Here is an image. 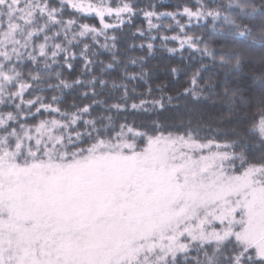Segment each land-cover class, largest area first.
Listing matches in <instances>:
<instances>
[{
	"label": "snow or ice",
	"instance_id": "snow-or-ice-1",
	"mask_svg": "<svg viewBox=\"0 0 264 264\" xmlns=\"http://www.w3.org/2000/svg\"><path fill=\"white\" fill-rule=\"evenodd\" d=\"M216 3L0 0V264H264V85Z\"/></svg>",
	"mask_w": 264,
	"mask_h": 264
},
{
	"label": "trees",
	"instance_id": "trees-1",
	"mask_svg": "<svg viewBox=\"0 0 264 264\" xmlns=\"http://www.w3.org/2000/svg\"><path fill=\"white\" fill-rule=\"evenodd\" d=\"M179 2H191V0H157V3L164 5L160 11H172L175 4ZM207 2V0H206ZM215 10L220 11V17L215 21L216 31L223 32L224 37L217 40L210 38L209 45L214 48H222L225 53L239 54L240 57L248 61L244 65V73L247 77H251L254 83L264 85V0H217L215 5H212ZM213 21L209 20L208 27H212ZM138 26L147 27L146 23ZM237 26L249 28L250 34L247 40H235L234 36L237 31ZM155 34V33H153ZM168 36L175 35L174 32L161 33ZM201 34L207 36V30L202 29ZM139 44L143 42L141 39L128 43ZM155 56L151 58V64L159 68L157 76L160 78L157 82H167L169 86H176L182 89L185 86L186 80L191 73H186L189 67L187 61L188 53H184V59L177 54H170L162 46V42L157 39L155 42ZM167 47H178L176 42H168ZM141 53L131 51L130 56H138ZM176 67L180 71L172 76L166 69ZM247 83V81H245Z\"/></svg>",
	"mask_w": 264,
	"mask_h": 264
}]
</instances>
